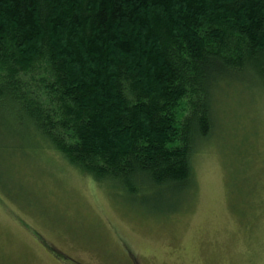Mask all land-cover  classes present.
Instances as JSON below:
<instances>
[{
  "label": "trees",
  "instance_id": "obj_1",
  "mask_svg": "<svg viewBox=\"0 0 264 264\" xmlns=\"http://www.w3.org/2000/svg\"><path fill=\"white\" fill-rule=\"evenodd\" d=\"M264 76V0H0V104L131 196L195 185L221 82Z\"/></svg>",
  "mask_w": 264,
  "mask_h": 264
},
{
  "label": "rangeland",
  "instance_id": "obj_2",
  "mask_svg": "<svg viewBox=\"0 0 264 264\" xmlns=\"http://www.w3.org/2000/svg\"><path fill=\"white\" fill-rule=\"evenodd\" d=\"M196 183L131 196L0 104V264H264V76L221 82Z\"/></svg>",
  "mask_w": 264,
  "mask_h": 264
}]
</instances>
